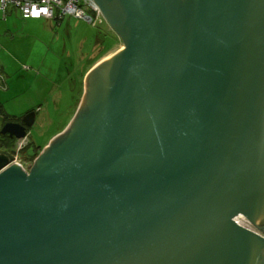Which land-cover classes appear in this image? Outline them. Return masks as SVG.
<instances>
[{
	"label": "water",
	"instance_id": "obj_1",
	"mask_svg": "<svg viewBox=\"0 0 264 264\" xmlns=\"http://www.w3.org/2000/svg\"><path fill=\"white\" fill-rule=\"evenodd\" d=\"M94 1L125 51L30 173L0 153V264H264V0Z\"/></svg>",
	"mask_w": 264,
	"mask_h": 264
},
{
	"label": "rangeland",
	"instance_id": "obj_2",
	"mask_svg": "<svg viewBox=\"0 0 264 264\" xmlns=\"http://www.w3.org/2000/svg\"><path fill=\"white\" fill-rule=\"evenodd\" d=\"M43 21L25 20L18 10L5 19L0 9V100L5 114L15 122L32 111L39 115L25 142L17 141L11 151L0 145V153L8 155L13 165H22L28 173L75 118L87 86L83 76L125 48L107 22L94 27L71 16L62 21ZM4 122L0 117V133ZM2 139L0 134V144ZM36 148L42 151L33 159ZM245 218L252 234L264 238V224Z\"/></svg>",
	"mask_w": 264,
	"mask_h": 264
},
{
	"label": "built area",
	"instance_id": "obj_3",
	"mask_svg": "<svg viewBox=\"0 0 264 264\" xmlns=\"http://www.w3.org/2000/svg\"><path fill=\"white\" fill-rule=\"evenodd\" d=\"M0 6L4 16L9 8H12L18 10L25 20L62 21L66 16H71L85 20L94 27L106 23L94 0H0ZM21 167L23 168L22 165ZM234 222L240 227L252 231L248 229L250 226L244 216L235 217Z\"/></svg>",
	"mask_w": 264,
	"mask_h": 264
},
{
	"label": "trees",
	"instance_id": "obj_4",
	"mask_svg": "<svg viewBox=\"0 0 264 264\" xmlns=\"http://www.w3.org/2000/svg\"><path fill=\"white\" fill-rule=\"evenodd\" d=\"M5 111L6 110H5L4 104L0 100V117L4 119V121H5L4 123H8L10 121H13V120H10L9 118H7ZM16 142H17L16 140H12L9 137H3L0 145H1V148L5 149L6 151H11V150H14ZM41 151L42 150H38V148H36L34 150V155H32L31 157H33V159H35V157L39 156Z\"/></svg>",
	"mask_w": 264,
	"mask_h": 264
},
{
	"label": "flooded vegetation",
	"instance_id": "obj_5",
	"mask_svg": "<svg viewBox=\"0 0 264 264\" xmlns=\"http://www.w3.org/2000/svg\"><path fill=\"white\" fill-rule=\"evenodd\" d=\"M112 31L116 34V32H115L113 29H112ZM116 35H117V34H116ZM117 36H118V35H117ZM118 37H119V36H118ZM119 39L121 40L120 37H119ZM121 41H122V40H121ZM122 42H123V41H122ZM31 113H34V114L36 115L35 123H34V125H33L32 127H27V125H25V123H24V119H25L28 115H30ZM38 118H39L38 112H36V111H32V112L28 113V114H27L22 120H20L19 122H15L14 120L8 122V123L20 124V125L25 126V127L27 128V138H26L25 140H18V139H16V138H11L9 135H7V136H3V135H2V130H3V128H4L8 123H4V124H3V128H2L0 134H1L3 137H9L10 139H12V140H16V141H18V142H19V141H24V142H25V141L28 139L29 130L32 129V128L35 126V124H36ZM29 147H30V146H29ZM29 147H28V148H29ZM28 148H27V149H28ZM20 151H23V148L18 150V154H20ZM2 154H3V153H2ZM15 154H17L16 149H15Z\"/></svg>",
	"mask_w": 264,
	"mask_h": 264
},
{
	"label": "crops",
	"instance_id": "obj_6",
	"mask_svg": "<svg viewBox=\"0 0 264 264\" xmlns=\"http://www.w3.org/2000/svg\"><path fill=\"white\" fill-rule=\"evenodd\" d=\"M13 12H14V9L11 8L10 13H9V11H7V14H6V16H4V18L6 19L9 15H12ZM3 15H4V14H3ZM30 21H31V22H41L42 20H30ZM43 22L46 23L47 21L44 20ZM48 23H49V22H48ZM0 75H1V74H0ZM84 76H85V75H84ZM84 76H83L82 81L85 83L87 76H86V77H84ZM2 82H3V81H2ZM3 83H4V82H3ZM81 93L84 94V91H82ZM83 94H82V95H83ZM79 99H80V98H79ZM80 105H81V102L79 101L76 109H78ZM75 111H76V110H75Z\"/></svg>",
	"mask_w": 264,
	"mask_h": 264
},
{
	"label": "bare ground",
	"instance_id": "obj_7",
	"mask_svg": "<svg viewBox=\"0 0 264 264\" xmlns=\"http://www.w3.org/2000/svg\"><path fill=\"white\" fill-rule=\"evenodd\" d=\"M123 51H125V48H123L122 52H123ZM109 60H111V59H109ZM109 60H108V61H109ZM106 62H107V61H106ZM252 222H254V221L252 220Z\"/></svg>",
	"mask_w": 264,
	"mask_h": 264
}]
</instances>
